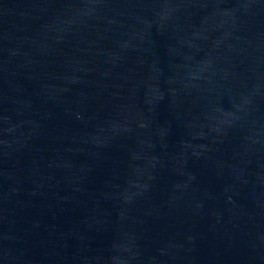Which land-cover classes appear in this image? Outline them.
<instances>
[{
  "label": "water",
  "instance_id": "water-1",
  "mask_svg": "<svg viewBox=\"0 0 264 264\" xmlns=\"http://www.w3.org/2000/svg\"><path fill=\"white\" fill-rule=\"evenodd\" d=\"M0 264H264V0H0Z\"/></svg>",
  "mask_w": 264,
  "mask_h": 264
}]
</instances>
